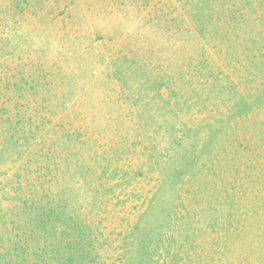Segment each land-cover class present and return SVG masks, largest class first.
Returning a JSON list of instances; mask_svg holds the SVG:
<instances>
[{
	"label": "rangeland",
	"instance_id": "rangeland-1",
	"mask_svg": "<svg viewBox=\"0 0 264 264\" xmlns=\"http://www.w3.org/2000/svg\"><path fill=\"white\" fill-rule=\"evenodd\" d=\"M0 264H264V0H0Z\"/></svg>",
	"mask_w": 264,
	"mask_h": 264
}]
</instances>
